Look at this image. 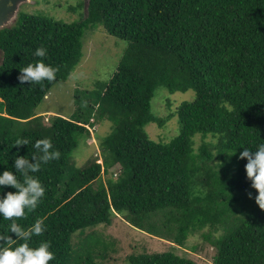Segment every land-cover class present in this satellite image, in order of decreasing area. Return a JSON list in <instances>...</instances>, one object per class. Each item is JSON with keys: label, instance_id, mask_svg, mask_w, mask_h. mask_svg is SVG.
I'll list each match as a JSON object with an SVG mask.
<instances>
[{"label": "trees", "instance_id": "obj_1", "mask_svg": "<svg viewBox=\"0 0 264 264\" xmlns=\"http://www.w3.org/2000/svg\"><path fill=\"white\" fill-rule=\"evenodd\" d=\"M76 3L70 10L77 21L21 11L14 25L0 29V173L13 169L16 156L31 160L38 139H50L61 153L33 174L46 187L42 201L14 218L25 230L37 220L46 226L29 246L49 241L55 254L49 264H97L108 259L113 243L96 229L120 216L192 251L209 243L213 264H264V209L255 201L247 158H240L243 147L255 151L264 143V0ZM99 27L128 42L116 71L100 85L96 101L81 103L84 111L46 121L37 108L73 73L86 32ZM37 47L47 50L45 57L34 55ZM38 60L57 69L56 79L21 84L20 68ZM160 87L195 92L177 107L180 131L168 142L146 130L168 119L152 111ZM103 119L112 122L100 140L103 162L76 165L71 157L81 136ZM18 138L29 145H14ZM8 191L15 189L4 186ZM10 224L0 217V234ZM9 235L13 246L24 243ZM127 260L199 264L171 251L132 253Z\"/></svg>", "mask_w": 264, "mask_h": 264}, {"label": "rangeland", "instance_id": "obj_2", "mask_svg": "<svg viewBox=\"0 0 264 264\" xmlns=\"http://www.w3.org/2000/svg\"><path fill=\"white\" fill-rule=\"evenodd\" d=\"M78 1L28 0L21 4L19 13L21 11L43 13L67 22L77 21L79 14L70 10V7ZM17 18L18 16L8 27L14 25ZM127 47L128 42L126 40L109 34L103 27L88 30L83 40V57L80 63L67 80L58 81L53 85L48 96L37 108V112L48 121L54 114L73 118L74 114L84 111V106L81 103L90 99L96 101L97 90L101 88V84L110 80ZM2 56L0 51V63ZM194 97V90L179 91L172 94L165 87L158 88L157 95L152 100V111L158 118L168 119L163 126L159 125L158 122H150L146 126L150 137L164 142L175 137L180 131L176 109L182 101L192 100ZM89 128L90 135L85 138L81 136L80 145L71 157L78 166L88 164L93 158H98L99 163L103 162L100 140L111 131L112 122L107 119L96 120L93 126L89 125ZM195 139L199 145L203 137L197 135ZM206 140L210 141L211 136H208ZM119 168L120 165L117 164L110 171L116 173ZM96 230L113 243L108 249V259L98 258L97 264L101 262L103 264H130L127 256L132 253L165 251L190 257L199 264H213L214 249L209 243L199 244L197 251H192L134 228L120 216H116L112 224L100 225Z\"/></svg>", "mask_w": 264, "mask_h": 264}, {"label": "clouds", "instance_id": "obj_3", "mask_svg": "<svg viewBox=\"0 0 264 264\" xmlns=\"http://www.w3.org/2000/svg\"><path fill=\"white\" fill-rule=\"evenodd\" d=\"M47 50L37 47L34 55L45 57ZM57 69L43 60L28 64L20 68L19 80L21 84L30 82L40 84L42 81L52 82L56 79ZM14 145H29L27 138H18ZM32 147L36 150L31 156H16L13 169H6L0 173V217L10 220L11 224L5 233L0 234V264H49L55 259L49 241L39 243L37 246H29L32 237L41 235L46 231V226L41 220H37L27 230L17 224L16 219L22 218L27 211L34 210L45 196L46 187L36 177L35 173L41 170L43 165L50 161L59 160L61 153L53 147L50 139L43 138L34 142ZM240 158H247L245 165L246 174L251 181V187L258 190L255 201L261 209H264V143L259 144L255 151L243 147ZM4 186H11L15 191L3 193ZM252 194L249 193L251 198ZM14 233L17 240L24 243L12 245Z\"/></svg>", "mask_w": 264, "mask_h": 264}, {"label": "water", "instance_id": "obj_4", "mask_svg": "<svg viewBox=\"0 0 264 264\" xmlns=\"http://www.w3.org/2000/svg\"><path fill=\"white\" fill-rule=\"evenodd\" d=\"M28 0H0V29L8 27L19 14L21 4Z\"/></svg>", "mask_w": 264, "mask_h": 264}]
</instances>
